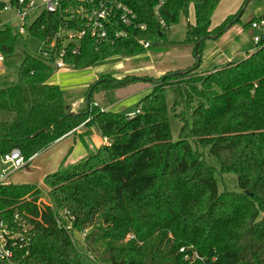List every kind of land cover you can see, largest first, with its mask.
<instances>
[{"label": "trees", "instance_id": "trees-1", "mask_svg": "<svg viewBox=\"0 0 264 264\" xmlns=\"http://www.w3.org/2000/svg\"><path fill=\"white\" fill-rule=\"evenodd\" d=\"M119 1L145 29L127 31L126 39L98 51L85 39L80 56L70 61L75 69L140 55L145 51L140 41L150 48L166 43L154 1ZM219 1L166 0L160 16L167 29L180 17L187 20L192 8L194 23L187 22L181 44L192 54L199 44L200 63L150 82L152 91L133 116L108 107L120 100L118 91L142 79L101 77L86 93L87 107L71 116L59 87L50 83L54 70L34 53L23 58L13 84L1 78L0 158L18 149L29 160L81 125L94 127L106 143L45 178L51 205L41 202L37 186H0L3 221L15 231L18 215L28 229L14 242L12 259L0 264H189L180 248L202 259L191 264H264V41L242 61L200 73L204 42L221 36L242 14L211 30ZM50 17L58 23L57 15ZM17 41L0 33V53L12 54ZM169 114L181 124L175 142ZM205 153L220 175H235L237 192H218ZM75 232L84 234L83 251Z\"/></svg>", "mask_w": 264, "mask_h": 264}, {"label": "rangeland", "instance_id": "rangeland-1", "mask_svg": "<svg viewBox=\"0 0 264 264\" xmlns=\"http://www.w3.org/2000/svg\"><path fill=\"white\" fill-rule=\"evenodd\" d=\"M244 0H220L212 17L211 26H218L224 18L230 14L238 13L239 21L233 25L227 24L221 36L206 40L201 51V64L199 72L206 74L219 69L226 63H238L246 55L253 53L256 45L253 43L254 37H259L258 31L249 28V22L253 19H264V0H249L243 4ZM187 22L194 23L192 8L189 9L188 19L180 17L177 24L164 30V45L152 46L142 54L133 57L113 56L102 62L86 65L81 69L65 68L55 70L50 80L51 84L57 85L61 94V101L69 114L85 108L86 93L89 87L101 77L122 81L126 78H138L144 80L137 85H132L120 92V100L108 107L109 112L115 114H134L142 98L152 91L150 82L159 81L169 74L185 72L194 63V57L189 48L181 43L185 39ZM16 48L12 54L5 55L3 78L6 83L13 84L16 81L18 68L26 55L35 53L37 44L24 45L22 41L16 42ZM167 106L171 99L169 93L165 94ZM103 105L107 106L106 103ZM186 119L190 125V117L186 114ZM180 122L169 114V128L171 140H178ZM94 132L97 130L93 127ZM100 139V136H99ZM55 150H45L30 158L28 164L9 175L6 180L10 185H34L40 190V200L51 205L47 195V188L44 180L47 176L54 174L61 163H56ZM69 155L73 156V153ZM205 164L215 170V182L218 192H237V179L234 174H219L217 162L204 154ZM74 164L62 169L72 167ZM82 234L75 232L73 238L76 240V247L83 251ZM93 264H97L93 262Z\"/></svg>", "mask_w": 264, "mask_h": 264}, {"label": "built area", "instance_id": "built-area-1", "mask_svg": "<svg viewBox=\"0 0 264 264\" xmlns=\"http://www.w3.org/2000/svg\"><path fill=\"white\" fill-rule=\"evenodd\" d=\"M151 1L155 2L153 14L158 25L167 29L160 16L166 0ZM56 15L59 17L58 23L50 17ZM249 28L260 33L259 37L253 38L257 47L264 41V19L252 21ZM144 29L145 25L137 22L134 12L119 0H0V33L9 32L25 46L36 43L34 54L50 65L54 73L65 68L75 69L70 61L80 56L85 39L91 40L95 45L94 50L98 51L103 45L126 39L127 31ZM44 30L48 31L46 35L39 37L38 32ZM139 44L144 50L150 48L148 42L140 41ZM4 62L5 56L0 53V77L5 73ZM27 164L28 160L22 158L18 149L4 154L0 158V186L7 185L9 175ZM14 219L17 220L15 231L0 215V262L12 259L14 242L28 231L18 215ZM81 234L83 238L84 234ZM179 253L189 264L202 262L191 248H180Z\"/></svg>", "mask_w": 264, "mask_h": 264}, {"label": "crops", "instance_id": "crops-1", "mask_svg": "<svg viewBox=\"0 0 264 264\" xmlns=\"http://www.w3.org/2000/svg\"><path fill=\"white\" fill-rule=\"evenodd\" d=\"M234 14H230V15L232 16ZM226 18H224L223 21ZM256 20L258 19H253V21H256ZM214 28L215 26L210 25L211 30ZM228 63H231V62H228ZM120 92H122V90L118 91L117 94L119 95ZM76 111L77 110L71 113L76 114L77 113ZM92 128L93 127H87L85 125H81L74 131L64 136L63 138L57 140L53 145H51L48 148L50 150H55V152L50 155V158L54 155V159L56 163L58 164L61 163L59 167L64 168L66 166L72 165L73 163H78L86 155L93 153L99 146L104 145L106 143V140L101 137L98 131L94 132ZM99 136H100V139H99ZM70 153H73V156L69 155Z\"/></svg>", "mask_w": 264, "mask_h": 264}, {"label": "water", "instance_id": "water-1", "mask_svg": "<svg viewBox=\"0 0 264 264\" xmlns=\"http://www.w3.org/2000/svg\"><path fill=\"white\" fill-rule=\"evenodd\" d=\"M198 45L199 44H196L195 45V48H194V50H193V57H194V59L197 61V64H196V66H198L199 65V63H200V59H199V57H198V55H197V47H198ZM154 46V45H153ZM184 72H182V73H178L179 75H181V74H183ZM89 95H90V93L86 96V99H85V107H87V105H88V98H89ZM71 116H73V115H75V114H70ZM45 132V130L44 129H42V130H40V131H38V132H36V133H34L33 135H31L29 138H36L38 135H40V134H42V133H44Z\"/></svg>", "mask_w": 264, "mask_h": 264}]
</instances>
